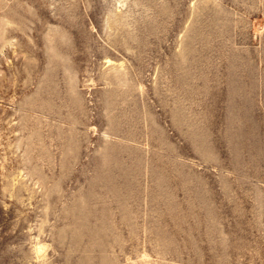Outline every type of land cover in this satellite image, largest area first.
<instances>
[{
	"label": "rangeland",
	"instance_id": "374dc122",
	"mask_svg": "<svg viewBox=\"0 0 264 264\" xmlns=\"http://www.w3.org/2000/svg\"><path fill=\"white\" fill-rule=\"evenodd\" d=\"M0 264H264V0H0Z\"/></svg>",
	"mask_w": 264,
	"mask_h": 264
}]
</instances>
